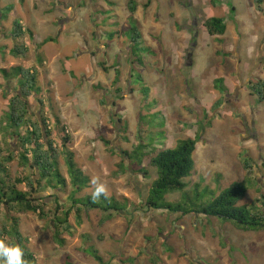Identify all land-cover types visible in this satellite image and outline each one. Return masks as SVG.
Instances as JSON below:
<instances>
[{
    "label": "rangeland",
    "instance_id": "rangeland-1",
    "mask_svg": "<svg viewBox=\"0 0 264 264\" xmlns=\"http://www.w3.org/2000/svg\"><path fill=\"white\" fill-rule=\"evenodd\" d=\"M172 1L169 0V4L166 5L163 4V0H161L162 3L151 0L150 4L152 2L153 4H149L150 8L147 9L144 6L148 4V0H137L140 6L139 14L136 16L138 21L135 20L139 31L145 35L147 44L156 51V54L150 47L153 54L148 50L142 52L141 49L137 53L141 62H136L130 68L127 61L130 39L127 33L132 26L128 0H111L112 6L106 4L105 0H38L41 19L52 21L58 28V34L62 31H70L73 34L74 41L70 44L72 48H69V52L73 55L80 53L75 40L78 41V37L83 38L84 35L83 32L79 35L76 31L94 32L93 24L97 20L102 21L100 26L107 30L108 36L114 32L118 33L114 47L105 51L107 54L105 53L102 59L101 67L108 75L109 69L114 65H111L113 52L118 54L114 60L115 64L119 62L123 64L122 89L126 96H123L124 92L120 94L121 96H113L114 100L108 99L109 104L103 107L104 110L94 111L93 116H90L93 122L88 125L87 131L76 130L69 124L67 127L74 139L72 148L78 153L76 157L78 166L91 181L96 179L99 183L105 184L107 196L114 197L124 204L127 212L112 213V219L107 221L108 215L101 210L83 211L81 226L78 225L76 216L72 214L68 221V225L72 228L71 234L63 233L62 236L65 240L64 246L54 241L50 222L40 219L39 215L34 213L22 216L12 215L13 219H18L22 235L28 238L25 245L32 252L36 264H99L86 252L89 248L98 251L105 264H122L123 261L127 264H264V231L243 232L232 224L214 218H196L192 215L183 217L180 213L172 214L168 211L147 209L146 200L153 183L158 178L157 169L150 166V158L145 160L143 166L147 174L142 171L140 173L139 167H135L134 171L127 174H122L120 171L119 166L123 160L122 151L134 150L140 141L149 144L152 142L158 149H174L182 140L191 137L195 140L198 138L200 129H204L205 132L199 138L194 155L196 169L192 177L186 180L188 188L185 192H192L188 194L190 199L195 198L193 190L197 184L201 185L199 193L204 196L203 202H207L209 198L204 192L205 188L214 190L218 195L236 182L247 181L249 192L244 203L251 206L257 205L258 210L262 207V203L256 202L257 200L262 202V196H264V160L260 161L259 157L260 153L264 155V151L260 152V148L257 151L254 150L255 159H250L249 162L253 170L249 173L244 167L246 158L243 157L244 151L239 155L235 148V142L240 140L242 133L246 132L245 124L240 122L242 116L237 115L239 114L237 103L231 104L232 101H228L226 97L217 101L218 96H193L194 93L198 94L205 89L202 87V80L210 87L221 80L225 86V78L219 77L231 78L232 74L236 76L233 56L237 53L241 54L243 48L237 46L239 49L237 50L236 47L231 56L227 53L228 49L231 51L230 41L226 40V44H222L221 40L208 37L204 28L206 19L216 17L223 18L230 29L232 25H235V15L228 13L226 17H223V7L218 6L220 0L212 1L214 7L211 0H192V8L189 6L190 3L192 4L191 0H175L176 7L171 5ZM6 4L15 9L20 17L24 16L26 21L29 19L28 10L31 14L33 13L30 9L31 5L22 3L19 5L18 0H10ZM108 8H112L111 12H106L110 10ZM168 9L170 11L178 9V13L170 14ZM180 11L183 13L182 18L186 17L187 20L177 21ZM110 13L112 16L109 15ZM12 19L13 17H10V20L5 18L3 25L11 26ZM78 19L80 22L77 21ZM181 21L183 24L175 28V23ZM256 22L260 23L259 20ZM32 23L29 26L31 30L39 27L38 24ZM158 26L162 27L161 31L157 30ZM63 28L65 29L62 30ZM177 28L193 30L199 35L195 38L196 34H194L193 41L185 42L187 52L177 48L183 45V41L178 40L179 37L174 38ZM37 33L41 35L38 29ZM254 34L256 32L253 30L246 41L247 45L251 42L252 36H255ZM176 40L178 43L175 42ZM55 43L56 47H61L60 44ZM197 43L199 44L198 54L193 62L194 47L192 45ZM147 46L144 44V47ZM111 51L112 54H110ZM247 53L249 52L241 55L242 63H244L243 70H246L248 66L252 71L257 68L259 59L251 61ZM89 59L87 56L80 59L81 62H78L80 70L89 63ZM189 64L193 67H187ZM107 65L111 67L108 69ZM263 68L264 65L260 68L262 73H264ZM155 70L159 73V77H156ZM2 71L0 69V144L5 155L8 156L18 149L16 143L9 140L7 134L3 133L2 127L6 124L8 96L16 92L18 81L6 82ZM129 73L134 78L133 85L136 93L134 96L127 95ZM144 78L149 82L146 85L139 82ZM253 84L252 82L249 86L250 92ZM226 86H230V81L226 83ZM216 91L223 93L219 89ZM156 92L158 96H155ZM249 101L252 105L251 109L261 108L262 104L258 98L251 97ZM31 103L32 110L36 111L39 107L37 100L35 99V103L31 100ZM233 110L236 111L235 117L227 114ZM236 117L240 120L237 121ZM251 124L252 121L247 119L246 127L250 128ZM82 127L85 128V126ZM258 128L264 133V115L262 121L258 123ZM251 135V132L246 134L249 138ZM102 139L112 144L106 145ZM60 163V171L68 182L67 188L54 191L46 188L44 184L42 192L37 197L47 198L56 194V200L64 204V209L60 211L63 218L64 211H68L72 206V202L68 199L72 193V187L64 160L62 159ZM21 172L17 157L9 167V175L12 179H16L20 177ZM19 190L25 192V186H19ZM93 192L92 184L90 189L78 197L85 198ZM184 194V192L170 194L166 201L174 204L185 203ZM46 202L50 207H46L45 212L51 217L50 213L55 211L56 205H53V199H48ZM11 223L12 221L9 223L5 221L1 207L0 228ZM5 240L10 243L12 241L9 236H6ZM128 258L133 259L129 261Z\"/></svg>",
    "mask_w": 264,
    "mask_h": 264
},
{
    "label": "trees",
    "instance_id": "trees-1",
    "mask_svg": "<svg viewBox=\"0 0 264 264\" xmlns=\"http://www.w3.org/2000/svg\"><path fill=\"white\" fill-rule=\"evenodd\" d=\"M106 4L112 5L111 0H105ZM215 1V0H211ZM150 2L144 7H149ZM259 10L260 5H264V0H255ZM140 4L137 0H128V10L131 14V28L128 31L130 39L129 60L132 65L141 62L138 58V52L148 50L144 47L142 33L134 18ZM12 7H8L1 13V20L9 18L12 13ZM106 13V12H105ZM204 28L211 36H223L226 33V23L221 18H209L204 22ZM12 38L15 41V47L11 54L15 57H23L27 54L22 40L27 36L33 38L29 30H24L18 20L13 22ZM126 34V35H127ZM118 35L117 32L109 34V39L114 40ZM53 39L46 40L43 44L51 43ZM153 54V52H152ZM135 58V59H134ZM6 82L17 80V90L9 99L8 111L5 113L6 124L3 133L7 134L9 140L16 143L17 151L5 155L4 149L0 144V208H3L4 219L11 224L4 225L0 228V239L6 236L11 238V243L19 244L24 249L25 264H36L32 252L25 245L28 238L20 232L18 219H13L12 215H27L34 213L39 218L50 222L53 228L54 241L60 246L65 245L63 233L71 234L72 228L68 225L69 218L72 214L76 216L79 226L82 225L83 211L101 210L107 216V221L112 219V213L120 214L127 212V207L114 197L101 196L98 200H93L92 195L78 197L84 191L92 186L91 179L78 166L76 153L71 149L73 142L72 135L68 128L61 122L55 113L52 104L49 109L42 96H38L37 74L35 70L16 67L2 71ZM120 73L118 72L115 85L119 82ZM141 79V78H140ZM216 89L220 92L227 93V89L221 83V80L215 82ZM252 95L264 102V82L258 81L252 87ZM118 93L122 91L119 89ZM31 99H36L38 108L32 110ZM51 103V102H50ZM107 100L104 98L102 106H107ZM115 104V103H114ZM198 138L182 140L174 149L155 148L153 143L140 141L132 151H122V163L119 168L122 174L134 171L135 167L141 168L140 173L147 174L143 170L145 160L150 158V166L157 169V179L152 185L146 208L156 211H168L172 214H179L183 217L192 215L199 218H214L224 223L232 224L243 232H263L264 231V196L263 201L257 200L256 203H262L261 209L257 205H247L244 203L248 190L247 181L236 182L228 188L222 190L218 195L214 190L205 188L209 200L203 202L204 196L199 193L201 185L197 184L194 188L195 198L190 199L185 192L188 188L186 180L191 178L195 171L194 154L199 142V138L204 129H200ZM24 131V132H22ZM126 134V129H124ZM106 145L112 143L102 139ZM115 153V152H113ZM18 157L19 165L22 169L20 177L12 179L9 175V167ZM64 160L72 187V193L69 200L72 206L68 211H64L61 218L60 211L64 209V204L56 200V194L49 197H37L42 192V186L57 190H64L68 186L67 180L60 171L61 160ZM250 161L245 160L244 167L250 173L253 170ZM142 171V172H141ZM19 186H25L26 191H20ZM184 192L185 203H170L166 198L170 194ZM53 199V205H56L55 211L50 215L45 212L46 207H50L46 202ZM89 255L99 264H105L103 258L94 248H89ZM71 264V263H68Z\"/></svg>",
    "mask_w": 264,
    "mask_h": 264
},
{
    "label": "crops",
    "instance_id": "crops-1",
    "mask_svg": "<svg viewBox=\"0 0 264 264\" xmlns=\"http://www.w3.org/2000/svg\"><path fill=\"white\" fill-rule=\"evenodd\" d=\"M9 1L10 0H0V18H2L1 13L3 12V10L9 7V4H6ZM152 1L162 3L161 0ZM163 1V4H169V0ZM148 2H151V0H148ZM153 2L151 4H153ZM210 2L214 7V2ZM18 3L19 5L20 3H22L23 5H31L30 9L33 11V13L31 14V11L25 9L28 10V22L26 21L24 16L20 17L17 11L13 9L8 18L10 20V17H13L11 26H4V21L0 19V69L11 70L16 67H22L24 69L35 70L37 74L38 96L43 97L46 106L51 109L50 105L52 104L55 113L58 115L59 119L66 127L69 124L74 126L76 130L80 129L82 131H87L88 125H91L93 122L90 119V116H93L94 114L93 112L98 109L104 110V106H102L104 98H106L108 102V99L110 98L114 100L113 96H121L118 93L119 89L122 91V93L124 92L123 96H126L125 91L122 89L124 85V77L122 73L124 67L123 64H120L119 61V63L115 64L114 60V57L118 54L113 52L111 65H114L112 68H110V65H107L106 68H110L108 75L106 74V70L102 69L101 67L102 59L104 58L105 53L107 54V52L105 51L111 50L114 47V43L117 38H115L114 40H110V36L107 35V30L102 29L100 26L102 21L97 20V22L93 24L94 32H90L88 30L87 32L85 30L76 31L79 35H81V32H83L84 35L83 38L82 36H79L78 41L75 40V42L77 43L76 47H79L80 53L73 55L69 52V48H72L70 44H72L74 41L73 34L70 31H62L60 34H58V28L53 25L52 21L41 19V12L38 8V0H18ZM171 5H174L176 7V1L173 0ZM192 5L193 1L192 4L190 3L189 5L190 8H192ZM218 6L223 7V17H226L228 13L229 15L230 13H233L236 16H234L235 25H232L230 29H228V25L226 24L227 29L226 33L223 36H211L205 29L208 37L218 39L219 41L221 40L222 44H226V40H229L230 44L232 45L231 51L230 49H228L229 52L227 53H229L231 56H233L232 53L235 52V48L237 46H241L243 48V52H241V54L237 53L235 56H233V66H235L234 74L236 72V76L232 74L231 78H228L225 75H222L225 77H219L225 78V86L226 83L230 81V86H226L228 90L227 93H217L215 85L210 87L205 83L204 80H202L204 84H201L205 89H202L198 94L194 93L193 96H218L219 99L217 101H220L221 99L226 97L228 101H232L231 104L237 103V112H239V114L237 115L242 116V118H240L242 120H240L238 117H236V120H240V122H243V124H245L244 127L246 132L240 135V140L238 139L235 142V139H233V141L236 143L235 148L239 152L238 154H243L242 151H244L243 157H246L245 160L250 161V159H255L254 150L257 151L260 148V152L264 151V133H262L263 131L261 132V129L258 128V123L260 120L262 121V117L264 115V102L261 103V108L257 107V109H255L254 107V109H251L252 105L249 101L251 97L256 98L253 97L254 95H252V92H250L249 89V86L252 85V82L254 84H256L258 81L264 82V73H262L260 69L264 65V5H260V9H262L259 10V7L257 8L255 4V0H252V2L250 0H226V2H224V0H220ZM149 8L150 7H148L147 9ZM108 9L110 10L106 12H111L112 8ZM167 11L170 12V14L174 12L176 14L178 13V9H172V12L169 9ZM181 13L182 12L180 11V15L177 16V21L183 19L187 20L186 17L182 18L183 13ZM137 14H139V8L134 15V18L138 21V17H136ZM109 15L112 16V13H110ZM251 15L254 16L252 17ZM57 17L60 18V15L57 14ZM79 19L77 20L78 22H80ZM16 20L20 22L24 30H29L33 34L32 39L27 36L21 42V44L23 43L25 48L28 49L27 54L23 57H15L11 54V51L15 47V41L11 36L13 29L12 23ZM258 20L260 21V23L256 22ZM68 22H73V20H68ZM31 23L36 25L38 24L39 27H36L35 29L33 28L31 30V28L29 27ZM75 24L78 25L77 22H75ZM182 24V21L178 22L177 24L175 23L174 27L176 28V26H181ZM37 29L40 31L41 35H38ZM64 29L65 28H63L62 30ZM178 29L179 28H177V30L175 29L176 35L174 36V38L179 37L178 40H182L183 45L177 48L180 51L184 50L185 52H187V50H185L187 49V45H185V42H187V40L193 41L194 34H196L195 38L199 37V35L193 30L191 31L187 29ZM157 30L161 31L162 27L158 26ZM253 30L256 32V34H254L255 36H252V39H250L251 42L249 43V45H247L246 41L248 40V37L251 36V32ZM92 33H94V35H92ZM204 35L207 36L206 34ZM142 36L144 39V44L147 46L148 44L146 42L145 35L142 34ZM48 39H53L54 42L43 44ZM178 40H176L175 42L178 43ZM252 40L254 41L252 42ZM55 42H57V44H60L61 47H56ZM147 47L150 46L148 45ZM192 47H194L192 58L194 60L193 62H195L198 54L197 51L199 49V44H193ZM238 47L237 50L239 49ZM150 48L156 54V51L153 50L152 47ZM128 52H130V50ZM246 52H249L247 53V57L249 60L253 61L256 58L259 59L257 68L253 69L252 71L248 66H246V70H243L244 63H242L241 55L244 53L246 55ZM110 54H112V51ZM83 56H87L90 59L89 63L80 70V64L78 62H81L80 59H82ZM127 61L128 65L130 64V68H132L133 65L130 60L128 59ZM193 66H190L189 64L187 67L190 68ZM118 72L120 73V79L119 82L115 85ZM154 73H156V77H159V73L157 72V70H155ZM108 76L110 77L108 78ZM244 76L246 77L244 78ZM202 78H204V76ZM127 79V89H129L127 95L134 96L136 94L134 91L135 87L133 85L134 78L131 77L129 73ZM142 81L140 80L139 82L141 84L143 83V85L149 83L145 78ZM157 93L158 92H156L155 96H158ZM31 100L35 103V99ZM244 101L246 102V104ZM107 104H109V102ZM31 106L33 107L32 104ZM235 112L236 111L233 110L227 114L235 117ZM80 117L82 121H79ZM246 118L252 121L250 128L246 127ZM174 122L178 123L177 121ZM82 126H85V128H83ZM249 132L252 133L250 138L246 136V134H248ZM190 139H192V137ZM72 145L71 149L75 153H77L72 148ZM76 156H78V153L76 154ZM259 157L260 161L264 160V155H262L261 153ZM181 229L183 228L181 227ZM128 259L130 261L133 258ZM122 264L127 263H124L123 261Z\"/></svg>",
    "mask_w": 264,
    "mask_h": 264
},
{
    "label": "clouds",
    "instance_id": "clouds-1",
    "mask_svg": "<svg viewBox=\"0 0 264 264\" xmlns=\"http://www.w3.org/2000/svg\"><path fill=\"white\" fill-rule=\"evenodd\" d=\"M91 183L94 186L93 200H98L101 196L107 197L108 192L105 184L99 183L96 179H93ZM24 255L22 246L0 239V264H25Z\"/></svg>",
    "mask_w": 264,
    "mask_h": 264
}]
</instances>
